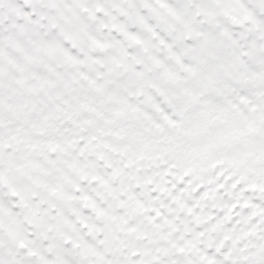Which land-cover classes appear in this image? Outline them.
I'll list each match as a JSON object with an SVG mask.
<instances>
[{"label": "snow or ice", "instance_id": "obj_1", "mask_svg": "<svg viewBox=\"0 0 264 264\" xmlns=\"http://www.w3.org/2000/svg\"><path fill=\"white\" fill-rule=\"evenodd\" d=\"M0 264H264V0H0Z\"/></svg>", "mask_w": 264, "mask_h": 264}]
</instances>
